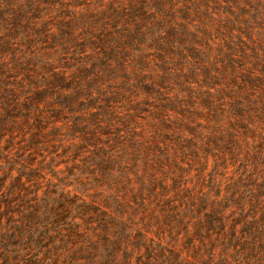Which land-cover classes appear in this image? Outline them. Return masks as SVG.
Masks as SVG:
<instances>
[{"label": "trees", "instance_id": "1", "mask_svg": "<svg viewBox=\"0 0 264 264\" xmlns=\"http://www.w3.org/2000/svg\"><path fill=\"white\" fill-rule=\"evenodd\" d=\"M0 264H264V0H0Z\"/></svg>", "mask_w": 264, "mask_h": 264}]
</instances>
